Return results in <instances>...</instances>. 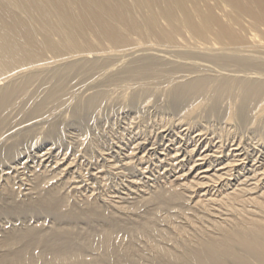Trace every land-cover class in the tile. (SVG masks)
I'll use <instances>...</instances> for the list:
<instances>
[{
  "label": "bare ground",
  "instance_id": "6f19581e",
  "mask_svg": "<svg viewBox=\"0 0 264 264\" xmlns=\"http://www.w3.org/2000/svg\"><path fill=\"white\" fill-rule=\"evenodd\" d=\"M0 264H264V0H0Z\"/></svg>",
  "mask_w": 264,
  "mask_h": 264
},
{
  "label": "rangeland",
  "instance_id": "374dc122",
  "mask_svg": "<svg viewBox=\"0 0 264 264\" xmlns=\"http://www.w3.org/2000/svg\"><path fill=\"white\" fill-rule=\"evenodd\" d=\"M104 123H105V122H104ZM104 123H103V121H101V125H102L101 127H103V128H107L108 126H106V123H105V124H104ZM117 126H118V124H117ZM121 126H125V125H121Z\"/></svg>",
  "mask_w": 264,
  "mask_h": 264
}]
</instances>
